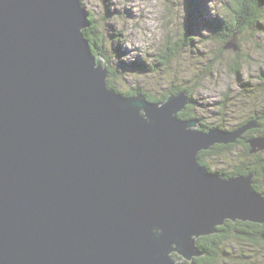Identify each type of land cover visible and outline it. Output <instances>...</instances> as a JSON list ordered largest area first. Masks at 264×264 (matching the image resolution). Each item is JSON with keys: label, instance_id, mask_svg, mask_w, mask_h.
<instances>
[{"label": "water", "instance_id": "water-1", "mask_svg": "<svg viewBox=\"0 0 264 264\" xmlns=\"http://www.w3.org/2000/svg\"><path fill=\"white\" fill-rule=\"evenodd\" d=\"M87 19L81 0H0V264H194L226 220L264 223L253 172L198 158L258 119L201 129L178 116L186 91L108 88ZM247 141L264 150V135Z\"/></svg>", "mask_w": 264, "mask_h": 264}, {"label": "rangeland", "instance_id": "rangeland-1", "mask_svg": "<svg viewBox=\"0 0 264 264\" xmlns=\"http://www.w3.org/2000/svg\"><path fill=\"white\" fill-rule=\"evenodd\" d=\"M81 1L100 26L108 62L119 70L118 79L114 81L116 89L132 91L138 88L152 97L159 96L172 85L186 87L192 92L196 104L193 110L201 121L223 129H234L255 112L264 110V83L259 77L264 73V11L257 22L258 29H247L236 38L237 53L221 48L220 43L209 36L207 29L200 27L195 31V46L192 49L182 50L172 57L168 66L160 63V69L151 73L122 67L135 61H147V65L157 63L166 40L179 36L190 12L189 1ZM199 1L197 15L199 11L205 17L225 15V0ZM234 62L241 66L240 81L232 71L237 68ZM241 82L248 83L246 90L244 87L243 91L240 89ZM243 154L242 147L238 145L221 155L207 157L205 162L213 171H229ZM222 247L226 248L227 254L218 259L217 264H264V243L250 246L231 240ZM173 256L182 262L177 259L176 253Z\"/></svg>", "mask_w": 264, "mask_h": 264}, {"label": "trees", "instance_id": "trees-1", "mask_svg": "<svg viewBox=\"0 0 264 264\" xmlns=\"http://www.w3.org/2000/svg\"><path fill=\"white\" fill-rule=\"evenodd\" d=\"M190 3V12L186 16V21L183 23L181 32L178 37H172L166 40L165 45L161 53L158 55V59L155 63L147 65V61H135L134 63L129 64V66H123L122 68L132 69L136 72H145L149 71L151 73L156 72L160 69L159 64L168 66V63L172 60V57L178 55L182 50L187 48L192 49L195 46V31L200 27L206 28L209 32V36L214 39V42L220 43V47L224 49V45L233 39L238 38V35L242 34L243 31L247 29H258L257 22L259 20L260 14L264 11V0H225L223 4V9L225 15H213L211 17H205L202 15L201 11L199 14H196L197 10H200V1L199 0H188ZM107 4V3H106ZM81 5L84 7L82 1ZM246 7V8H245ZM86 10V9H85ZM88 12L87 26L82 29V33L85 38L89 41L91 45V50L93 54L101 57L102 62H106L107 68V86L108 88L121 93L124 96H132L137 93H140L147 100L152 102H162L170 93H177L179 91H186L190 96V103L185 107L184 110L179 112L178 116L183 119L196 118L201 129H209L212 126L201 121V118L196 114V111L193 108L196 107L195 101L192 96V92L186 87H175L172 85L167 88L159 96H149L148 94L140 91L138 88H134L132 91H120L114 86V81L118 79V68H113L108 62V58L105 54V38L101 33L100 26L98 25L97 20L94 16ZM246 15V17L243 15ZM201 35V33H199ZM238 46V42H237ZM239 48V47H238ZM237 53V51H236ZM234 53V54H236ZM163 60V61H161ZM234 66L233 73L238 77V80H241L239 74L240 67L238 64ZM264 83V73L259 76ZM246 84L240 83V89L243 91L246 90ZM248 90V89H247ZM246 92V91H245ZM250 94V93H249ZM249 94H247L249 96ZM258 119L257 127L245 131L243 133V140L238 138L235 143L228 144H215L213 147L208 150L199 152V163L205 166L209 171L216 172L211 170V168L206 164L205 159L211 156L221 155L225 150L233 149L238 146L237 143H243V150L245 151L242 155V161H239L233 167L232 174L237 172H253V188L264 194L262 186L264 185V150L258 152L259 156L254 157L253 154L249 153L250 145L247 141L248 138L257 135H264V110L260 112H255L253 116L249 119L237 124L236 126H241L247 121ZM221 128V127H219ZM225 129V128H224ZM243 167V169H242ZM264 223H255L249 221H235L226 220L224 224L217 226V232L215 234H210L207 236H201L197 239V247L204 252L202 256L196 257L193 260L194 264H217L218 259L225 257L227 254L226 248L222 247V244L226 241H238L243 242L246 245L258 246L261 243H264ZM257 251H261L258 249ZM264 255V253H262Z\"/></svg>", "mask_w": 264, "mask_h": 264}, {"label": "flooded vegetation", "instance_id": "flooded-vegetation-1", "mask_svg": "<svg viewBox=\"0 0 264 264\" xmlns=\"http://www.w3.org/2000/svg\"><path fill=\"white\" fill-rule=\"evenodd\" d=\"M246 8V7H245ZM243 15L246 17V15L244 14V12H243ZM255 128V127H254ZM252 129V128H251ZM250 130V129H249ZM249 130H247V131H249ZM246 131V132H247ZM246 132H245V135H246ZM248 133V132H247ZM241 139L243 140V134H242V137H241ZM235 143V142H234ZM237 145H240L241 147H242V150H243V143H237ZM213 147V146H212ZM244 151V150H243ZM245 152V151H244ZM253 156L254 157H257V156H259V153H255V154H253ZM240 161H242V163H243V157L241 156V160ZM242 169H243V167H242ZM233 170V169H232ZM232 170H229V171H223V170H216V173H218V174H220V175H222L223 177H230V176H232V175H235V174H232ZM234 173V172H233ZM236 174H247V172L245 171V172H237ZM253 182H254V180H253ZM176 257H177V259H181L182 260V262H184V259L180 256V255H178V254H176Z\"/></svg>", "mask_w": 264, "mask_h": 264}]
</instances>
